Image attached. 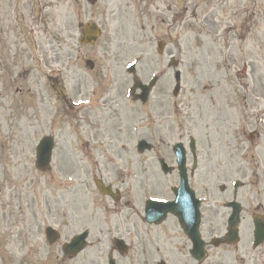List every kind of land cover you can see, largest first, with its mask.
Segmentation results:
<instances>
[{
	"label": "rangeland",
	"instance_id": "1",
	"mask_svg": "<svg viewBox=\"0 0 264 264\" xmlns=\"http://www.w3.org/2000/svg\"><path fill=\"white\" fill-rule=\"evenodd\" d=\"M46 3L49 4L47 10H45L47 13L46 20L44 25L39 24L38 26L40 31L46 26V33H38V37H35L37 44L34 43L32 37L27 35V30L23 28L20 19L17 18L16 20L18 44H21L16 53L19 73L33 70L35 77H39L37 74L42 77L46 73L48 74L49 69L65 71L66 75L61 78V81L65 83L67 88L68 85L73 86L75 84L79 76L78 72L81 67H84L83 60H81L82 62L79 60L78 48L82 54L92 55L90 59L93 60L95 69L89 73V78L94 79L99 78L100 67L110 68V65H112L116 66L121 72L126 59L131 60L142 54L147 55V58L141 64L139 72L149 73L155 68L162 71L165 69L167 57L173 55L179 61L178 69L181 71V97L178 101H186L187 98L191 97V77H217L219 75L218 71L223 56L220 47L223 37L222 29L226 26L222 21L230 24L234 23L233 18H229V14H227L229 20H224L217 0H193V17L189 11L183 16V0H178L176 5L177 13L179 12L176 17L177 30L169 36H166L167 32L162 29L154 32L150 31L153 22L145 19L140 20V3L136 0H98L94 5H89L87 0H46ZM111 9H113L112 15L110 13ZM32 12H35L34 7ZM30 19L28 20L29 24L32 22ZM79 22H95L101 28L102 34L95 48L78 47L79 36L76 25ZM143 25H145V32L142 31ZM22 28L23 30H21ZM57 30L61 32L55 33ZM159 35H162L163 40L165 39L166 42L163 57L156 55L155 42ZM9 41V38H7V43L2 44V46H8ZM48 45H52L53 49L52 52L49 51L47 54L48 66L45 69L43 67L44 55L42 49L47 50ZM39 46L41 48L37 49ZM26 56H29L27 61L24 59ZM115 58V62L112 61ZM152 63H155L156 67L151 69L149 64ZM191 69L196 71L191 73ZM117 76V74H114L115 81ZM32 78L27 82V86L34 82ZM25 85V83L18 82L20 89L25 90ZM40 86L42 87V84ZM48 93L51 104L54 106L60 104L56 102L57 99L53 91L49 90ZM9 95L13 102L17 104L16 110L14 109L15 105L12 114L18 118V122L11 120L10 125H13L11 134H9L10 128L6 129L4 126H0V172L4 173L5 166L12 164V175L1 178L4 186L2 187V193H0L4 194L1 198H9V190L12 185L14 186L11 193L15 197L14 203L17 207L18 217L17 226L12 228V233L7 229H0V264H28L23 254L18 253L19 248L21 243L24 242L23 251L27 249L31 242H27L26 238H32L34 246L42 245V232L38 235V228L41 227L40 230L42 231L43 219L47 216L52 217V214L47 213L44 204L47 201L51 204L50 198L53 196L56 197L55 201H61V206L65 212L63 219L65 225L59 224L61 228L60 243L68 240L82 228L87 227L91 233L89 236L91 244L74 261L67 264H93L94 260L97 261V264H106L105 254L109 249L108 239L114 233V230L107 228L106 223L113 221L115 216L113 214L105 215L104 206L99 204L102 198L96 194L91 184L94 169L92 171H80L70 165V169L68 166H64L66 172H61L58 170L59 164L55 160L58 157L64 158V156H67L66 152L78 155L77 151L80 148L75 142L81 134L74 124L75 111L64 107L63 112L61 111V120L55 126L51 125V127L54 126L52 129H48L47 126L43 125L41 115L38 112L32 115L31 111H27V115H24L26 119H21L23 116L21 112L24 110L25 103L28 102L26 96L22 98L12 92ZM131 103L128 109L131 112H137V108L133 107ZM189 103L188 100L186 104ZM57 112L59 113V108ZM3 118L7 120L5 115H3ZM137 122L138 117L136 114L129 117L128 129L117 136V140L124 143L129 142L127 147L131 148L137 137V132L131 131V125L138 126ZM5 125H9V123L6 122ZM149 126L152 128L153 124H149ZM48 132L54 133V137L57 139L53 151V169L49 174L50 177L41 175L33 169V147ZM139 136H141L140 132ZM97 137L106 141L111 139L105 137L103 131ZM10 141L13 142L10 143ZM103 144H105V141ZM102 148H104L103 145ZM135 156L137 157L135 154L128 156L126 152H117L116 147H114V150L109 152V156H107V158H112L114 164L109 165L107 163L109 168L113 167L114 174L118 168L128 167L127 181L133 182V175L134 181L137 182L139 180V167L138 158L134 159ZM6 157L8 161H6ZM114 174L110 175L111 179L117 181L121 176H115ZM147 175L150 177L146 176V178L153 181V171L149 170ZM105 176L108 180L110 179L107 174ZM51 182H53V185L49 188ZM133 192H135V198L138 200L140 195L138 190L133 189ZM107 205L109 206L110 203ZM36 224L37 226H35ZM9 236L13 238L11 239ZM15 239H17V245L14 248ZM138 253L139 246L133 243L130 254L117 259L119 260L117 264H139ZM49 263L53 264L52 261H49ZM39 264L44 263L40 262Z\"/></svg>",
	"mask_w": 264,
	"mask_h": 264
},
{
	"label": "flooded vegetation",
	"instance_id": "2",
	"mask_svg": "<svg viewBox=\"0 0 264 264\" xmlns=\"http://www.w3.org/2000/svg\"><path fill=\"white\" fill-rule=\"evenodd\" d=\"M219 100L216 103V99H208L212 101V108L193 110L195 114L188 117V129L177 141L186 151L188 186L193 196L201 201L199 229L206 252L202 264H222L218 259H229L232 247L236 264H264V243L253 246L254 219L264 220V60L253 62L249 70L245 67L239 70L232 93L224 94ZM162 146L163 142H159L156 147L155 174L165 181L163 176L167 173L162 172L159 162L166 161L163 156L169 155L170 161L166 162L174 163V154L172 146L169 151L161 152ZM212 148L218 152L211 157ZM218 155L223 160L214 161L211 166V158ZM219 164L223 166L222 174ZM172 173L178 182L175 169L169 170L168 174ZM217 180H226L229 185L215 186ZM164 187L165 183L159 179L157 189L162 192ZM230 203L239 210L233 244L229 243L227 226ZM124 205L129 203L125 201ZM188 209L194 210L192 206ZM136 213L140 217L138 210ZM9 216V212L3 211L0 219L7 222ZM140 218L143 220L142 216ZM167 219L163 224L178 225L174 216ZM142 224L139 238L141 264H149L153 255L158 257L153 264L164 259L168 264L174 259L177 264L179 256L184 257L186 244L177 247L176 231H168L167 226L161 228V224L156 227V232H152L150 224L144 220ZM184 264L192 262L186 258Z\"/></svg>",
	"mask_w": 264,
	"mask_h": 264
}]
</instances>
